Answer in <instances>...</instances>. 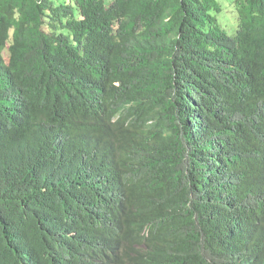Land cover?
<instances>
[{
    "label": "trees",
    "instance_id": "16d2710c",
    "mask_svg": "<svg viewBox=\"0 0 264 264\" xmlns=\"http://www.w3.org/2000/svg\"><path fill=\"white\" fill-rule=\"evenodd\" d=\"M0 264H264V0H0Z\"/></svg>",
    "mask_w": 264,
    "mask_h": 264
},
{
    "label": "rangeland",
    "instance_id": "374dc122",
    "mask_svg": "<svg viewBox=\"0 0 264 264\" xmlns=\"http://www.w3.org/2000/svg\"><path fill=\"white\" fill-rule=\"evenodd\" d=\"M107 1H110V0H107ZM225 23V22H224ZM226 24V23H225ZM5 54H7V52H5Z\"/></svg>",
    "mask_w": 264,
    "mask_h": 264
}]
</instances>
